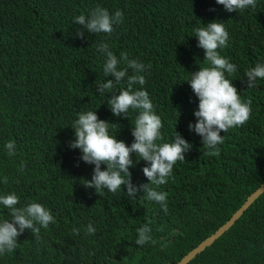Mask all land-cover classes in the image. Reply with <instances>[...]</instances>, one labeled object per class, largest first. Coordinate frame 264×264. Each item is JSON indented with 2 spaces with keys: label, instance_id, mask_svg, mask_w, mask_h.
I'll return each instance as SVG.
<instances>
[{
  "label": "trees",
  "instance_id": "16d2710c",
  "mask_svg": "<svg viewBox=\"0 0 264 264\" xmlns=\"http://www.w3.org/2000/svg\"><path fill=\"white\" fill-rule=\"evenodd\" d=\"M98 6L123 13L111 34H90L73 23ZM213 21L229 33L220 55L237 66L226 78L242 102L251 100L252 111L243 126L221 132L220 154L207 156L201 137L189 130L199 100L187 81L208 66L194 29ZM77 29L84 39L76 38ZM104 42L118 59L127 53L150 65L141 73L146 84L133 87L148 92L162 120L158 143L172 142L178 132L192 145L157 189L167 193V214L157 202L128 197L123 185L115 194L86 188L95 166L69 148L71 126L87 111L116 124L109 134L117 140L127 146L134 141L138 110L130 109L128 119L114 116L108 105L111 95L126 90L127 77L114 92L97 91L98 84L114 80L104 75L106 57L97 51ZM258 63L264 64V0L231 13L216 0H0V196L15 193L17 207L40 203L55 221L41 228L39 240L25 230L15 251L0 254V264H174L264 179V78L254 88L242 83ZM126 67L124 61L118 65ZM9 141L16 146L13 156L5 148ZM132 159V183H149L142 171L147 162L136 163L134 153ZM4 219L10 216L0 205ZM90 223L96 232L86 235ZM145 225L155 243L138 246L137 229ZM184 264H264V189Z\"/></svg>",
  "mask_w": 264,
  "mask_h": 264
},
{
  "label": "clouds",
  "instance_id": "9594fccd",
  "mask_svg": "<svg viewBox=\"0 0 264 264\" xmlns=\"http://www.w3.org/2000/svg\"><path fill=\"white\" fill-rule=\"evenodd\" d=\"M218 5H223L227 12H243L247 8H256V0H216ZM123 13L119 10L110 14L102 7H96L85 15L75 16L73 23L82 25L88 33L111 34L114 25L122 22ZM77 29L75 36L84 39V30ZM194 36L198 40L197 47L204 50V62L208 65L191 73L189 83L193 93L199 100L198 110L194 111L195 124H189V130L201 137L204 155L218 156L224 137L230 128L243 126L250 118L251 100L242 102L231 80L225 74L231 76L237 71V66L220 55L218 49L228 46L229 33L221 22H210L207 26L194 29ZM97 51L106 59L103 65V73L106 77L112 76L114 80L97 85L99 95L114 92L118 85L126 79V90L121 89L118 94L111 95L108 100L109 108L116 117L128 118L129 110H138L132 136L134 141L131 146L116 139L115 135L109 134L108 121L98 118L96 111H87L79 114L71 126L74 129V139L69 142V148L79 149L80 160L94 165L91 180H85L86 188H95L97 193L102 189L115 194L126 186L128 197L154 201L160 204L164 213H168L167 193L158 191L160 186L168 183L172 178L173 167L177 161H185V153L189 152L192 145L178 132L172 142L158 143L163 141L161 118L153 111V103L146 90H134V85L146 84L144 73L150 65H145L136 59H129L127 53H121L118 59L110 50L109 45L101 43ZM121 61L126 62L127 67L118 69ZM128 69L132 74H128ZM247 88L256 87L258 78H264V64H256L255 67L245 72ZM5 148L7 154H16L14 142L9 141ZM140 160L147 162L142 171L149 183L136 186L131 181L130 168L135 164L132 154ZM106 165L101 170V165ZM78 166V164H77ZM7 179L5 178V183ZM143 194V195H141ZM19 198L15 193L0 196V205L7 209L10 219L0 221V254L13 252L17 248V238L25 230H29L37 240L40 239L41 228L47 229L50 223H54V217L50 210L42 204L31 202L23 207H17ZM73 232L79 234L77 229ZM96 229L90 223L86 228V235L95 234ZM138 238L135 243L143 246L148 242L155 243L150 235L151 228L145 225L137 229Z\"/></svg>",
  "mask_w": 264,
  "mask_h": 264
},
{
  "label": "water",
  "instance_id": "95a60500",
  "mask_svg": "<svg viewBox=\"0 0 264 264\" xmlns=\"http://www.w3.org/2000/svg\"><path fill=\"white\" fill-rule=\"evenodd\" d=\"M263 189L264 179L246 195L240 205L235 210H233L232 213L223 222H221L213 231H211L209 234L199 240L196 244H194L191 248H189L184 254L181 255L178 260L175 261L174 264H184L196 252L203 249L205 245L210 243L223 230H225Z\"/></svg>",
  "mask_w": 264,
  "mask_h": 264
}]
</instances>
